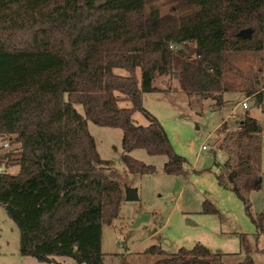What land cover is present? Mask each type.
I'll return each mask as SVG.
<instances>
[{
    "label": "trees",
    "instance_id": "16d2710c",
    "mask_svg": "<svg viewBox=\"0 0 264 264\" xmlns=\"http://www.w3.org/2000/svg\"><path fill=\"white\" fill-rule=\"evenodd\" d=\"M159 1L0 0V142L15 146L0 154V205L18 229L20 256L103 264L102 227L117 216L123 178L100 159L87 121L121 130L129 174L154 172L129 156L142 149L167 158L166 174L185 176V159L143 109L142 95L167 91L173 80L177 90L220 107L230 54L264 50V0H167L166 14ZM245 29L250 37H237ZM259 87L245 95L264 113ZM134 112L148 125H135ZM233 125L223 121L217 130L227 153L226 182L218 179L264 236V214L253 215L246 198L261 184V126L247 113ZM9 165L18 172L7 173ZM202 212L216 210L204 201ZM147 252L160 256L154 264H225L201 244L168 256L156 247ZM239 264L254 262L246 255Z\"/></svg>",
    "mask_w": 264,
    "mask_h": 264
},
{
    "label": "rangeland",
    "instance_id": "374dc122",
    "mask_svg": "<svg viewBox=\"0 0 264 264\" xmlns=\"http://www.w3.org/2000/svg\"><path fill=\"white\" fill-rule=\"evenodd\" d=\"M156 6L161 14L169 11L167 0L157 2ZM114 72L127 76V72L121 69ZM222 84L223 104L220 107L215 106V101L199 100L195 95L177 90V83L173 80L167 91L142 95L143 109L159 122L173 152L185 159V176L166 174L163 165L167 158L148 155L142 149L131 151L129 156L153 167L154 172L129 174L120 161L121 130L87 121V130L100 159L113 163L122 175L123 188L134 189L138 198L136 201H125L123 198L116 218L110 225L102 227L103 264H154L160 256L148 253L151 247L168 256L177 253L180 248L191 249L195 244L222 254L225 264H239L246 255L252 258L254 264H264V236L256 235L242 202L219 182L218 176L223 183L226 182L222 164L227 159V153L218 148L224 134L217 131L223 121L233 129V124L246 113L260 124L258 175L261 184L246 198L253 215L264 214V113L253 106L251 97L245 95L249 87L261 90L259 86L264 84V50L230 54ZM154 86L163 87L159 81H155ZM244 100L246 109L240 105ZM118 105L121 108L130 107L128 101H121ZM73 107L83 115L80 105ZM132 120L139 126L149 123L141 112H134ZM7 142L6 139L0 142V154L15 148L10 143L1 147ZM202 146L207 149L203 150ZM5 171L16 174L18 166L9 165ZM204 201L209 202L216 213H203ZM18 249V229L0 205V264H44L31 257L20 256ZM50 264L76 263L69 258L56 257Z\"/></svg>",
    "mask_w": 264,
    "mask_h": 264
},
{
    "label": "water",
    "instance_id": "95a60500",
    "mask_svg": "<svg viewBox=\"0 0 264 264\" xmlns=\"http://www.w3.org/2000/svg\"><path fill=\"white\" fill-rule=\"evenodd\" d=\"M251 33H252L251 29L241 30L237 34V37L241 39H247L250 37ZM137 199H138L137 193L134 189L124 187V200L125 201H136Z\"/></svg>",
    "mask_w": 264,
    "mask_h": 264
},
{
    "label": "built area",
    "instance_id": "2783aa9c",
    "mask_svg": "<svg viewBox=\"0 0 264 264\" xmlns=\"http://www.w3.org/2000/svg\"><path fill=\"white\" fill-rule=\"evenodd\" d=\"M170 48H172V46H170ZM240 105H241V107H242L243 109H246V108H247L246 100L242 101V102L240 103ZM231 115H232V117H234V115H235L234 110H232ZM2 147H7V143H3ZM202 149H203V150H206L207 147L202 146Z\"/></svg>",
    "mask_w": 264,
    "mask_h": 264
}]
</instances>
